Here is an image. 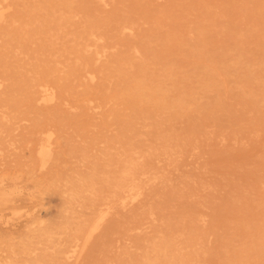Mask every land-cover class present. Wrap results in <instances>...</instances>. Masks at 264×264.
Wrapping results in <instances>:
<instances>
[{
	"label": "bare ground",
	"instance_id": "bare-ground-1",
	"mask_svg": "<svg viewBox=\"0 0 264 264\" xmlns=\"http://www.w3.org/2000/svg\"><path fill=\"white\" fill-rule=\"evenodd\" d=\"M64 95L80 110L109 103L118 130L89 147H124L121 170L103 180L112 191L106 211L124 212L112 219L125 239L111 248L112 264H264V154L249 166L257 151L247 148L264 151V0H0L2 107L42 100L33 123L47 125L57 114L49 106ZM0 120L5 126L7 114ZM33 142L59 146L49 126ZM201 147L219 153L218 165L241 159L245 176L260 167L259 178L218 184L202 172L173 175L186 156H202ZM222 185L225 200L216 198ZM99 190L90 203H105ZM208 195L212 226L202 217Z\"/></svg>",
	"mask_w": 264,
	"mask_h": 264
},
{
	"label": "rangeland",
	"instance_id": "rangeland-1",
	"mask_svg": "<svg viewBox=\"0 0 264 264\" xmlns=\"http://www.w3.org/2000/svg\"><path fill=\"white\" fill-rule=\"evenodd\" d=\"M154 2L163 5L165 0ZM110 5L111 2L106 1L104 8L108 9ZM75 89L80 91L82 87ZM234 90L230 100L237 106L238 96ZM27 102L18 98L3 107L0 104V113L8 116L5 126L0 125V197L5 199L0 206V264L10 260L15 264H30L33 260H38V264H59L64 255L68 256V264H95L99 261L101 264H112V249L121 248L125 240L122 238L123 230L117 231L121 221L112 219L116 214L122 217L124 212L116 205L114 213L106 211L107 202H112V191L103 180L121 170L124 147H89L95 136L107 137L118 130L116 120L109 112L110 104L80 110L75 100L64 95L55 105L49 106L57 108V114L47 120L48 124L34 125V119L42 118L39 110L43 111L46 104L42 100L33 105ZM108 118H112L109 124ZM185 123L179 119L176 126L184 127ZM89 124L92 127L89 128ZM47 126L56 136L54 145L59 146L35 147L33 139L45 133ZM68 145L70 147H66ZM247 148L257 151V156L253 155L248 162L252 166L255 158L263 155L264 151L262 147ZM201 149L202 156H186L180 166L183 171L178 168L173 175L202 172L204 179L218 184L232 176L249 182L259 178L257 170L260 167L245 176L246 173L237 171L239 164L243 163L241 159H230L218 165L219 153L207 147ZM224 169L227 173L218 177V171ZM96 190H99L105 203H90L89 197ZM227 193V186L222 185L216 198L221 200L224 197L225 200ZM211 201L208 195L202 217L212 226ZM223 215L222 210L220 214H215V218L223 219ZM96 216L101 218L98 219V227L94 228ZM76 228L79 229V236L72 238ZM101 237H107L105 242L109 248L106 243L102 247L98 242L99 238L103 240ZM209 239L211 245L217 242V232L213 228ZM21 241L26 245L25 251L21 248ZM82 242L85 249L81 251ZM63 244L66 245V252L59 253L58 249ZM80 255L81 261L76 263ZM213 264L217 263L214 261Z\"/></svg>",
	"mask_w": 264,
	"mask_h": 264
}]
</instances>
